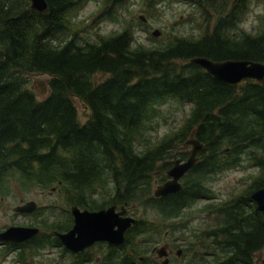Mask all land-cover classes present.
I'll return each mask as SVG.
<instances>
[{
    "label": "trees",
    "instance_id": "16d2710c",
    "mask_svg": "<svg viewBox=\"0 0 264 264\" xmlns=\"http://www.w3.org/2000/svg\"><path fill=\"white\" fill-rule=\"evenodd\" d=\"M46 1L48 11L40 12L30 0H0V190L16 183L26 191L57 187L68 206L143 207L124 242L129 264L143 254L138 239L153 245L156 227L187 228L177 221L184 211L216 197L211 177L246 160L262 180L205 206L212 222L191 243L204 249L191 264H257L264 213L251 193L264 186V82L228 84L190 62L198 56L264 62V23L255 34L240 30L249 0H182L205 14L202 33L154 45L134 44L131 27L91 40L73 16L89 0ZM44 74L49 93L41 99L31 78ZM75 98L89 109L85 122ZM169 101L190 109L179 130L160 139L150 131ZM192 133L204 149L183 189L156 197L174 150ZM148 208L159 212L158 222L145 215ZM42 221L46 232L25 243L31 251L59 242L47 231L67 229Z\"/></svg>",
    "mask_w": 264,
    "mask_h": 264
},
{
    "label": "rangeland",
    "instance_id": "374dc122",
    "mask_svg": "<svg viewBox=\"0 0 264 264\" xmlns=\"http://www.w3.org/2000/svg\"><path fill=\"white\" fill-rule=\"evenodd\" d=\"M109 10V12H107ZM141 15L146 17V21L141 19ZM74 21L79 26H84L85 36L91 40H95L101 35H107L114 31H120L130 28L134 32V44L137 45H154L163 44L174 36H190L202 33L205 25V14L201 9L191 6L186 1L177 0H89L79 10L74 12ZM204 20V22H203ZM264 23V2L261 0H249L243 10L240 22V30L246 33L255 34L261 31ZM200 25V26H199ZM202 26V27H201ZM159 30V34L153 32ZM48 75H34L31 78V86L35 90L38 98L41 95V85L48 87ZM49 93V92H48ZM47 93V94H48ZM78 109L79 118L85 122L88 118L89 109L81 99L75 98ZM190 109V105L181 106L177 102L169 101L161 107L159 117L155 120V127L150 131L154 137L163 138L166 133L172 134L179 130L184 124L186 113ZM190 136L188 137V139ZM156 139V138H155ZM187 139V140H188ZM191 146L182 143L174 150V155L179 157L181 151H190ZM260 169L250 165L244 160L238 166L227 169L221 173L211 177L210 182L213 190H215V199H201L194 203L193 207L184 211L183 217L177 219L178 224L188 223L185 235L189 234L191 242L195 236H201L202 232L208 227L212 218L207 215L205 206L210 201L221 202L236 193L245 192V190L254 182H260L262 175ZM157 184L155 185L156 188ZM242 190V191H241ZM65 196L57 187L48 189L32 188L31 190H23L17 183L11 187V191L0 190V229L9 225H24L40 227L43 225L42 220L46 222L56 221L58 218H65L68 214L70 206L64 200ZM28 201H34L37 207L42 208L39 213V219L35 217L37 207L27 214L17 213L14 208L20 204H26ZM135 211L137 217H144L143 207ZM35 210V211H34ZM145 215L153 221L158 222L160 217L156 209L148 208ZM45 215V216H44ZM170 224V223H168ZM158 225V224H157ZM169 229L175 230L174 227L168 226ZM166 228L161 227L158 231L153 232V241H159L165 233ZM181 231H171V234L181 235ZM143 237L138 239L136 248L143 254L140 256H148L151 244L144 243ZM161 241L158 244H162ZM155 244V243H154ZM153 244V245H154ZM157 245V244H156ZM202 248H198L200 250ZM148 250V251H147ZM197 250V251H198ZM204 250V249H202ZM0 248V254H1ZM60 250L56 247H43L36 251L26 250L24 255L27 258V264H55L53 261H64L70 264L72 259L67 260L66 257L59 256ZM61 255V253H60ZM264 251L259 254L261 258ZM66 260V261H65ZM0 264H23L20 258L14 253L0 255Z\"/></svg>",
    "mask_w": 264,
    "mask_h": 264
},
{
    "label": "water",
    "instance_id": "95a60500",
    "mask_svg": "<svg viewBox=\"0 0 264 264\" xmlns=\"http://www.w3.org/2000/svg\"><path fill=\"white\" fill-rule=\"evenodd\" d=\"M31 7L40 12L48 11V2L46 0H30ZM144 19V17L142 16ZM159 30L154 32L155 35ZM214 76L228 84H238L245 79H255L257 82L264 81V62L254 60H225L215 61L207 57L198 56L190 60ZM42 97H46L49 92L48 87L41 85ZM191 144V156L186 161L180 159L175 161L174 166L168 171L170 180L159 185L155 190L156 196H166L170 193L180 191L183 188L181 178L190 170L198 160L197 154L204 149V144L196 138L187 141ZM251 199L256 203L258 211L264 213V186L251 193ZM33 201L16 208L20 212H29L35 208ZM126 209L123 207L119 212L116 206L106 209L90 211L81 209L78 206H72L75 224L73 228L66 233L56 232L61 242L72 251L83 250L93 244L95 241H108L114 244H124L126 240V231L138 222V219L132 216H124ZM40 231L35 227L12 226L0 233L1 241L23 242ZM257 264H260L259 261Z\"/></svg>",
    "mask_w": 264,
    "mask_h": 264
},
{
    "label": "flooded vegetation",
    "instance_id": "af4514ba",
    "mask_svg": "<svg viewBox=\"0 0 264 264\" xmlns=\"http://www.w3.org/2000/svg\"><path fill=\"white\" fill-rule=\"evenodd\" d=\"M189 155H190V152H189ZM180 158L182 160H185L181 156ZM172 163H174V160L172 161ZM183 179H181V181ZM167 180L168 178L164 181H167ZM160 183L162 182H159L158 184ZM111 206H116V211L118 212L122 210V208L124 207L126 209L124 216H132L138 219L134 211V208L136 207L135 204H132L131 207H129L127 203L121 204V205L113 204V205L104 207L102 209H106ZM82 209H88V208H82ZM96 210H101V209H96ZM90 211H95V210H90ZM67 213L68 214L65 216V218L61 217V218H58V220L53 221L56 223L63 224L65 226L64 228H67V229L54 230L55 232L66 233L67 231L73 228L75 224L74 214L70 212H67ZM21 214H27V213H21ZM9 226L31 227V226H24V225H9ZM9 226L4 227L3 229H0V232L5 230ZM160 228L161 227H156L155 231H158ZM168 228L169 227H166L163 237L159 239V241H157L154 245H152L149 251L147 250L149 252L148 256L146 257L140 256L138 257V261H133L129 264H191L192 262H195L197 260L196 258H197L198 251L194 247H192L191 241L188 237L189 234L185 235V231L183 230L180 232L181 235L177 236L175 234L170 233L171 231L173 232L176 230H173L172 227H171L172 230L171 229L167 230ZM182 229H186V228L183 227L181 228V230ZM127 231L125 235H127ZM42 233H45L43 229H42ZM58 240L59 242H53V246L60 250L61 255L59 253V256L63 258L66 257L67 260L72 259V261L70 260L71 261L70 264H127L126 262H127L128 252H127L125 244H114L108 241H95L93 244H91L90 246L86 247L83 250L80 249L79 251L71 252L70 250L66 249L64 245H62L59 238ZM161 241H163L162 244H158ZM196 241H197V238L195 236V239L193 240V242H196ZM13 245H17V247L14 248ZM23 246L24 247L26 246L24 242L13 243V242L0 241V248L2 252L0 255L14 253L17 258H20L21 260H23V264H27L28 260L24 255L25 253L24 249L22 253ZM53 262L54 263L59 262L60 264H65L64 261L62 262L59 260H56Z\"/></svg>",
    "mask_w": 264,
    "mask_h": 264
}]
</instances>
